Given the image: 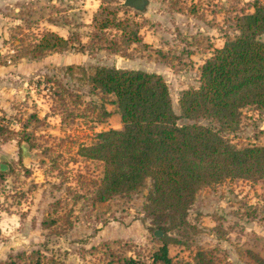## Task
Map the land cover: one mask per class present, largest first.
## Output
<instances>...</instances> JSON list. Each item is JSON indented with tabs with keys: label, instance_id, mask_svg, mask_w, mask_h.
<instances>
[{
	"label": "rangeland",
	"instance_id": "374dc122",
	"mask_svg": "<svg viewBox=\"0 0 264 264\" xmlns=\"http://www.w3.org/2000/svg\"><path fill=\"white\" fill-rule=\"evenodd\" d=\"M252 1L146 0L135 9L124 0H0V264H154L158 242L142 211L149 180L137 193L91 200L102 163L79 149L120 121L113 95L101 98L87 75L96 66L157 73L178 114L180 93L197 87L199 66L237 34L233 16ZM50 23L66 24V47L20 56ZM134 29L139 39L124 42ZM220 130L235 147L264 145V109L243 107ZM263 204L261 180L201 186L191 228L167 231L177 241L167 246L171 264H195L199 250L213 264H253L247 251L264 258Z\"/></svg>",
	"mask_w": 264,
	"mask_h": 264
},
{
	"label": "trees",
	"instance_id": "16d2710c",
	"mask_svg": "<svg viewBox=\"0 0 264 264\" xmlns=\"http://www.w3.org/2000/svg\"><path fill=\"white\" fill-rule=\"evenodd\" d=\"M251 7L252 11L233 16L237 34L226 38L199 66L197 87L180 93L178 114L157 73L96 66L87 75L90 88L101 98L113 95L120 121V128L99 131L95 142L79 149L85 158L102 163L91 200L104 202L137 193L149 180L142 211L151 219L149 230L158 242L151 254L154 264H171L167 246L177 241L167 231L185 234L191 228L187 210L201 186L227 177L264 182V145L235 147L220 134L221 128L238 121L241 108L264 109V42L259 39L264 32V3L253 0ZM134 35L135 29L124 42L138 40ZM66 44V39L47 32L20 56L36 58ZM101 114L108 113L103 109ZM154 230L160 236L155 237ZM247 255L253 264H264L257 253ZM194 257L195 264H213L204 251H196ZM131 262L125 259L121 264Z\"/></svg>",
	"mask_w": 264,
	"mask_h": 264
},
{
	"label": "crops",
	"instance_id": "0c3cea01",
	"mask_svg": "<svg viewBox=\"0 0 264 264\" xmlns=\"http://www.w3.org/2000/svg\"><path fill=\"white\" fill-rule=\"evenodd\" d=\"M10 1H15V0H3V2H6L7 3H11ZM19 1V0H17ZM36 2H42V1H50V2H56V0H34ZM50 25V31L52 32H56L58 34V36L62 37V38H65L66 37V31H65V27H66V24H55V25H52L51 23L49 24ZM107 111V110H106ZM115 114H118L117 112H115Z\"/></svg>",
	"mask_w": 264,
	"mask_h": 264
},
{
	"label": "water",
	"instance_id": "95a60500",
	"mask_svg": "<svg viewBox=\"0 0 264 264\" xmlns=\"http://www.w3.org/2000/svg\"><path fill=\"white\" fill-rule=\"evenodd\" d=\"M146 4V0H124V5L135 8L141 9ZM2 168V167H1ZM161 232L159 230H154L153 235L155 237L160 236Z\"/></svg>",
	"mask_w": 264,
	"mask_h": 264
}]
</instances>
